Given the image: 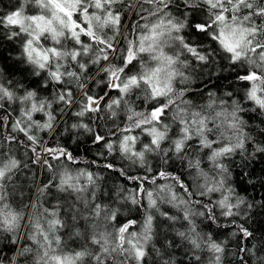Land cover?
Returning a JSON list of instances; mask_svg holds the SVG:
<instances>
[{
	"label": "snow or ice",
	"instance_id": "snow-or-ice-1",
	"mask_svg": "<svg viewBox=\"0 0 264 264\" xmlns=\"http://www.w3.org/2000/svg\"><path fill=\"white\" fill-rule=\"evenodd\" d=\"M188 30L212 43H194ZM0 36L18 45L13 60L35 78L34 86L25 85L0 69V149L23 137L34 162L53 173L32 205L42 212L26 217L8 202L21 161L10 147L0 151V253L14 249L7 264H185L175 255L180 248L187 264H226L229 240L218 238L221 228L236 238L237 264L250 257L264 264V248L247 246L255 239L248 220L264 200H250L231 183L236 157L246 167L264 155V0H20L0 14ZM225 60L240 70L234 88L209 91L206 103L184 98L192 61L220 71ZM66 113L77 121L72 128L93 134L104 150L98 156L114 160L118 153L145 174L105 163L125 181L113 191L102 186L99 172L67 163L56 171L50 159L77 160L66 148L42 146L38 133L55 134ZM85 119H112L115 127L105 135ZM150 156L161 166L154 168ZM173 160L194 170L192 183L164 167ZM53 186L76 194L71 223L59 203L48 208L39 199Z\"/></svg>",
	"mask_w": 264,
	"mask_h": 264
},
{
	"label": "trees",
	"instance_id": "trees-1",
	"mask_svg": "<svg viewBox=\"0 0 264 264\" xmlns=\"http://www.w3.org/2000/svg\"><path fill=\"white\" fill-rule=\"evenodd\" d=\"M20 0H0V14L7 13L13 10L19 5ZM182 10V9H181ZM29 11H34L30 8ZM146 15V13H145ZM132 19V13H127L124 19V26L127 27L129 20ZM189 39L194 43H202L205 46L211 44L212 42L207 37L206 34L197 33L194 30H188L185 33ZM71 46V42H69ZM18 55V45L8 41L3 36H0V69L4 70L5 77L9 79L19 80L25 85L34 86V77H31L28 71H25L26 65H21L20 62L13 60V57ZM191 60V57H188ZM217 60H220V57L217 56ZM196 61H192V67L196 69L191 72L192 83L189 85L190 91L186 93L185 99H191L195 103H206L207 93L209 91H215L218 95H221L226 90H231L235 87V77L237 71L228 68L227 61L220 62V68L223 70L217 71L216 67L213 65L204 66L200 69L196 68ZM95 71V70H94ZM189 70H185L186 74ZM216 73V74H215ZM178 87H183L177 85ZM100 87H93L94 92H99ZM116 93L113 92L112 95ZM134 99V97H133ZM139 104V102H137ZM146 107V105H145ZM11 109H9L10 111ZM15 115V114H14ZM39 119V116L36 117ZM76 119L69 118V114H65L60 117L57 122V129L55 134L50 133H38L42 136V146L50 147H63L70 151L73 156L76 158L77 163L72 164L71 162L51 160L50 163L53 165V168L56 171H59V165L61 163H67L73 169H84L87 168L93 172H99L105 177L102 181V186L107 189L115 190V186L121 183H125L123 177H119L117 173L112 172L111 170L104 169L103 165L108 162H114L117 167L127 168L132 175H144V170L139 167L138 164H132L131 161L122 159L119 154H115V159L113 160L112 156L100 157L97 155L99 151H104L101 147L95 145L92 141V133L85 132L83 129L72 128L71 125L76 123ZM84 122L90 123V126L95 130L104 133L107 135L109 129L115 127L112 119H85ZM126 122L124 114L121 113L120 116L116 119V124ZM259 123V121H253V126ZM139 130H137L138 132ZM260 139H264L261 137ZM21 143L4 144V148L0 149L7 154L9 147L12 149V155L21 161V167L13 175V179L8 184V202L13 206V208L18 211H23L26 217H31L33 214L39 215L42 212L41 207H37L35 210L32 205L37 203V198L39 196L38 188L43 184L47 183L51 179L53 173L50 172L43 163H35L34 155L31 151V145L21 137ZM251 151V149H249ZM41 160H43V154L41 153ZM95 160L96 164L91 162ZM239 157H236V165L232 167V177L231 183L236 187L237 191L241 195L247 196L250 200L259 201L264 200V155L257 154L255 158L249 159L246 164V167L239 166ZM149 163L158 168L161 166L160 161L157 157L150 156ZM26 165V166H25ZM206 166V165H205ZM171 172L176 174H181L185 181L192 183V177L189 175V172L194 170L187 169L186 163L182 164L178 160L169 161V164L164 166ZM247 175H244V174ZM53 185L58 183V180L52 182ZM127 187H133L134 185L131 182L126 183ZM43 207L52 208L54 205L59 203L61 205V215L63 219L68 220L71 223L70 216L72 214V209L70 206L73 204H79L76 201V194L72 193L71 190L67 192H59L56 187H52L44 196L39 197ZM105 202L113 203L114 201H109L107 197H102ZM133 216H138L137 213L133 212ZM223 220V218H222ZM83 221H80V224L83 225ZM224 224H227V220H223ZM250 228L254 231L255 239L247 241V246L249 248H264V209H257L256 214L248 220ZM213 228H216V225H213ZM26 230V228L24 229ZM22 230V234L23 231ZM208 230V229H205ZM67 231V230H66ZM222 235H219V239L229 240V255L226 257V264L230 261V264H237L238 257L231 255L232 252L236 251V238L231 237L228 229L221 228L219 229ZM235 231V229H231ZM66 238V236H65ZM2 243V242H0ZM79 241L75 244L69 242L70 247H78ZM14 254V249L4 248L3 252L0 255L5 257V264H7V259ZM264 255V252L260 253ZM176 258L183 259L185 264H187V256L184 255V249L175 250ZM205 257L207 254H203ZM243 255V254H241ZM247 264H256V258L250 257L247 260Z\"/></svg>",
	"mask_w": 264,
	"mask_h": 264
}]
</instances>
